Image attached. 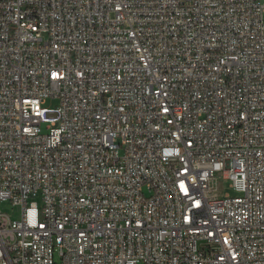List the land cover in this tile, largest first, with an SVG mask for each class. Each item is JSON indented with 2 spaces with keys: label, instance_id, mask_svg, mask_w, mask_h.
<instances>
[{
  "label": "built area",
  "instance_id": "1",
  "mask_svg": "<svg viewBox=\"0 0 264 264\" xmlns=\"http://www.w3.org/2000/svg\"><path fill=\"white\" fill-rule=\"evenodd\" d=\"M1 201L0 264H264V0H0Z\"/></svg>",
  "mask_w": 264,
  "mask_h": 264
},
{
  "label": "rangeland",
  "instance_id": "2",
  "mask_svg": "<svg viewBox=\"0 0 264 264\" xmlns=\"http://www.w3.org/2000/svg\"><path fill=\"white\" fill-rule=\"evenodd\" d=\"M57 104H58L57 100L52 98H46L44 103V105L47 107H56ZM229 184L230 181L228 179H221L220 182L216 184L215 191L217 192L218 195H223L225 193H228L229 195L239 194ZM0 210L8 213L13 219L18 218L20 215V207L12 206L11 202L9 201H1Z\"/></svg>",
  "mask_w": 264,
  "mask_h": 264
}]
</instances>
